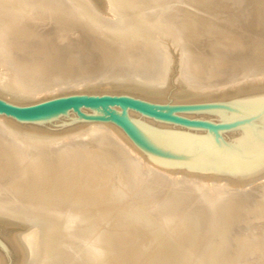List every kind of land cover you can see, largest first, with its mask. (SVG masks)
Returning a JSON list of instances; mask_svg holds the SVG:
<instances>
[{
    "label": "bare ground",
    "instance_id": "bare-ground-1",
    "mask_svg": "<svg viewBox=\"0 0 264 264\" xmlns=\"http://www.w3.org/2000/svg\"><path fill=\"white\" fill-rule=\"evenodd\" d=\"M101 1H103L104 7L106 11L108 12L107 14H105L104 12L103 13L97 12L92 2H90V0H0V71H1L0 72V97L6 99L9 102L16 103V104H22V105L34 102L37 99L43 100V98L45 97L47 99V96L49 94H52L53 92H58L59 90H62L64 88L61 86V84L58 85L59 81L58 82H56L57 80L54 81L56 79L54 77L58 76L59 78L60 75L69 76L70 72L71 73L74 72V70L68 71L66 69L67 71L66 70L63 71L61 68H60L61 70L58 68L59 67L58 65L63 64V62L64 63L67 61L75 62V58L71 57L67 59L66 57H64L63 55L65 53L63 54L62 51L67 50L64 47V44H61L59 42L60 40L57 38L56 35L51 36L50 33L48 32L40 33L37 36L36 42L38 39L40 40L42 38V40L45 41L47 45V47H45L47 48V50H45V52H42L44 53V56L38 58L36 61L28 59L26 58V56L24 58L18 57V52L15 50L16 35L14 36V34L22 33L31 21L35 19H39V17H41V19L57 18L63 22L65 21L66 18H64V16H62L60 12L56 11L57 14L56 12L55 14L58 16H55L54 14L55 9H53L51 4L62 5V6L65 5V7L66 6L69 7L70 9H68V11L71 10V14H74L75 17L81 23L90 26L91 29L94 30L93 34L96 40L97 39L102 40L104 43V45L102 44L103 46L101 45V47L99 45L102 42H100V44L99 42L94 44L96 49L98 48V52L100 51L99 53L101 54V56L106 55L105 56L106 58L107 57L115 58L114 63L117 64L119 62V60L117 59L119 54H115V53L122 52L123 54L122 57L121 56L118 57V58H123V60L121 61V66H123L122 67L123 69L120 68L121 69L120 71L122 72H119L118 69L117 71L116 70L113 71L114 73L117 72V75L119 76L116 77V76H113L114 73L113 74L109 73L108 75L111 74L115 78L108 80V81H104V82L101 80L102 82L100 81L99 83L93 82V81H85V82L83 81L81 83H78L76 87L72 86L71 88L72 91L77 89L76 91L79 90L80 92L82 90V92H85V93H90V92L96 93L100 91L99 89L101 90L103 89L110 93V92H115L119 90L122 92H126L128 94L138 95L140 97H144L148 99H158L159 100L162 98V96L163 97L165 96L164 94L167 91L168 87L166 86V83H167V78L170 72L171 61L173 58L172 53L176 51L180 59V72L181 73L179 75V78H177L179 80V88L177 89L176 87L177 91L174 94L175 96L174 98L179 101H187L189 99L197 98L201 95L214 93V89L207 90V88L209 87H200L197 83H194L192 81L193 80L192 77L194 76L199 79L203 78L205 80H212V79L216 80V78L219 75V70H218L219 67H216L214 65L217 64L218 62L214 63V65L213 64L208 65L209 63L208 61H211V57L213 58L212 60L214 61L216 59L215 57L216 55L217 57H220L221 55H223L220 52H224V54H226L227 52L225 51V49H227L228 51V47H231V46L234 48L235 47L241 48L240 57H243V59L245 60L256 59L261 53L260 47L262 45L261 43L263 41L262 38L264 37V34L261 33L262 35L261 36L258 32H264V0H222L221 1L222 6H220L219 13L221 12L226 13V16L222 17V16H218V14L215 16L218 17L217 18L218 21L221 22L223 26L226 28L219 29L216 27L213 21L211 24L209 21L207 22L209 18H206L205 20L207 23L210 24L209 26H207V29H206L208 40L212 41L210 43L212 44L214 43L216 45L215 46L213 44L214 45L213 47L210 46L211 50L208 49L207 47H204L203 44L200 43L201 41L197 39L199 31L201 29L200 27H197L198 26L197 22L200 24V20L198 18L202 14L199 16L198 13H195L189 10V6L193 7L195 5V8H196V5L199 4L198 2L199 0H101ZM206 3L208 4L209 2H206ZM203 5L205 6V4ZM203 5H201V7ZM210 5H213V4H210ZM205 7L202 9L205 10L207 8ZM208 7H209L208 9H210V7L212 6H209L208 4ZM206 12H207V9H206ZM211 12L213 13V11ZM243 22L246 23L245 26L243 25ZM11 33H13V35ZM247 33L251 35H248ZM9 34H11L12 36ZM55 46H57L58 51L55 52L57 53L56 56H52L54 51L53 53H51L52 55L49 53L50 51L53 50V47ZM30 49H31V46H30ZM31 50H34V49L32 48ZM39 51L33 52L34 58H37V55L41 54V52ZM213 52L214 53L216 52L215 56H213L214 54ZM95 57L100 58V56H95ZM206 60L208 63L206 62ZM216 61H219V60L217 59ZM54 62H56L57 64ZM52 63H54L55 65ZM205 63L207 64L205 65ZM64 67L65 66H63V68ZM254 69L256 68L250 69L249 72H247L245 69L240 70L238 72V75H236L237 79L239 81H242L243 79L248 78L247 80L249 82H263L264 81V69H262V71L253 72ZM171 70H172V66H171ZM110 78L111 76L109 77V79ZM86 79H88V77ZM66 88H68V86ZM69 93H73V92L70 91ZM58 95L59 94L57 93V96ZM54 96H55V93H54ZM48 98H51V97H48ZM0 127L2 129H6L7 131H9L11 134L14 135V137L20 136L22 132H25L26 130H30L33 133L37 132V129H35V127L34 128L31 127L30 129L23 128L21 125H18L12 120L7 119L3 116H0ZM81 136L82 137L80 136L79 137L84 138L83 139L84 141L82 144H85V147L91 142L95 143V146L93 148L94 150H92L91 148H89V150L87 149L88 152L91 154L90 156L88 154L89 156L88 159L91 158V161L94 157L106 158L107 161L111 165H113V163H116V161L118 162V158L122 154L125 153L126 156H127L126 153L130 154L131 157H129L127 161L133 160L136 163L138 162V164H140L138 168L139 169L143 168L145 172V176L147 177L148 180L146 178L145 179L149 182V183L147 182L145 183L146 186H150L147 184H152V187L154 185L153 187L154 189L155 188L156 190L159 189L158 191L160 192L164 191L163 193H165V197H164L165 199L161 201L160 203V206L162 208L174 207L175 201L177 203L178 201L180 202L178 203V206L182 202L186 203L189 200V199L187 200V198H184V195L186 194L187 195L185 197H189L191 199L190 201L194 200L196 202L195 205H197V208H196L195 215L199 216V219H200L199 224L200 226H202L203 228L202 230L204 231H202L201 228H199L200 231L203 232V235L202 237L200 236L199 238L198 235L201 234V232L200 233L196 232V234L197 233L199 234H197V239L195 240L192 239L193 234H195V233H192V231L194 232V225H192V223H189L188 220L183 218L185 216L183 215L180 216L178 215L177 212H170L169 216L166 217L163 220V222H161L162 223L161 225L160 223L156 221V216L153 215L155 214L154 211H153V214H151V212H149V214L144 212V210L140 206L141 204L140 201H138L140 204L138 202L136 203L139 204L142 211L138 209L139 208L138 206L136 210L134 209V207L136 206L134 207L130 206L135 211L128 210L130 215L128 213L127 214L133 217L134 219H136V222L145 220L143 221L144 224H151V223L153 224V225L151 224L152 226L149 229H151L150 234L152 235L150 236L154 240H151V239L150 240L155 242L154 249L157 248V250H156V253H152L151 256L146 257V259H144L143 262L140 261L141 263L155 262L153 260L154 257L160 256V258L163 259L164 262H166L167 260L169 262L172 261L171 264H230V260L228 259V249L226 250L225 248L226 245H223L222 244L223 242L220 243L219 241L221 240L219 239L220 236L219 238L216 237V239L217 238L219 239L218 241H219V244L221 245H217L218 243L217 244L215 243L213 246H211V242H213L212 241L213 236L217 234L216 232L218 231L217 230L218 228L219 230H221V232L222 231L224 232V230L220 229V226L218 227V225H222V221H224V219L226 220V218L228 219L229 217L228 215L232 214V210L234 206L244 204L245 207L246 205L248 206V210L251 211L252 216L255 218V220L259 222L257 224L263 225L262 226L263 228L261 226L260 228L259 227L256 228L257 225L256 226L254 225L255 226L253 227L254 231L256 230L257 232L260 233L259 236H257V238H255V236L250 237L248 235H245L242 238H240L241 247L236 248L235 250L234 263L235 264H256V261L254 263L250 262L248 259H245V256H246V252L248 251L247 247L252 248V249H249L252 251L253 249L258 248V246L264 248V245H261V246L257 245L255 248L253 247L254 245H256V243H258V241L256 242L257 239L260 241L261 244L264 242V182L263 181L260 182V180L264 178V173L234 177V176H226V175L192 171V170H187L183 168H178L174 166L152 162L148 158V156L142 150H140L132 141L131 142L134 145H131V143L129 142L130 139L127 137L129 139L128 140L125 134L117 130L116 127L114 128L113 126H110V125L93 124L91 126H88L86 129H84V131L82 130ZM80 138L78 141L79 143L81 141ZM20 140L21 139H18L15 141L17 143L16 145H14L15 147L13 148L16 149V151L20 153L19 154L17 152L19 156L18 158L21 157L25 159V161L26 160L31 161V164H29L31 165L30 168L27 166V168L29 169L26 170L23 166L21 169L22 173H20L22 174L21 177L27 176V175L28 176L25 178L23 177L22 180L18 184L7 185L3 187L2 184L0 183V190L3 192L4 191L7 192L6 190H8L9 195H10V192L16 191V193H18L17 192L18 189L23 188V186H28V187H31L33 191V196L25 197L26 195L24 193H22L25 195L24 197L20 195L21 199L24 198V201L28 202L27 203L28 206L30 203H34V205L36 204L39 205L38 204L39 201H41L40 203L42 206V202L45 201L46 206L45 207L43 206V209L39 206L38 207L32 206L33 209L38 210V211L33 210L34 211L33 214H35V216L37 215L38 217H40V219L38 220L37 216L35 217L38 222L36 226L37 230H33L32 234L30 235L32 238H28L29 240L26 239L28 243L25 244V246L23 247L24 250H26L25 264H61L60 263L61 257L63 258L65 255L67 256L66 253L71 248V246L69 248L67 244L68 246V250H67V247L65 246L66 240L63 238L65 236H68V239L69 238L72 239V240L69 239V241L70 242L73 241V238H74L73 236H75V233L73 232L77 228L76 227L74 229L73 226L75 223L79 224L80 221L83 219L82 218L83 216H79L80 214L75 213L76 210L73 211L72 209L69 208V206H72V207L76 206L75 203H73L75 202L74 200L76 199L72 198L73 202H70L67 200L70 196H72L73 192L77 193V196L78 197L80 196L82 199H85L86 197L89 196V195L85 196L86 193L88 192L84 191V189L80 187L79 188L72 187L71 182L69 181L67 182L65 178V172H67V169H68L65 167V163L69 162L70 155L72 154L75 155L77 153L79 154L81 150L77 151L78 148L77 149L68 148L62 151L61 150L57 151L56 148H54L55 145L54 147L48 146L47 148H45L43 145H42L43 147L41 146L39 147L38 145L40 143H35L29 146L28 145L25 146L26 142L23 144V142ZM27 143L31 144L30 141ZM10 144L6 146H9V148H12ZM67 144H70V143L67 142ZM56 146H58L59 148V145H56ZM79 147H80L79 149H81V147L83 146H80L79 144ZM83 151L85 152V150ZM11 153L9 152V154ZM84 155H87V154H84ZM124 156L121 158L124 159ZM120 161L122 162V159ZM85 164L86 163H84V165ZM122 164L124 163L122 162ZM125 164L126 166L128 165V167L131 169V173L130 171L129 173L132 175L133 169H135L136 166L134 165L135 166L134 168L132 167V163L129 164L128 162ZM24 165L26 167L27 164H24ZM116 166L117 168H119L118 167L119 164ZM128 167H127V170H129ZM90 168L91 167H89V170ZM121 168L122 167H120V169ZM138 168H137L136 173L134 174H137ZM77 169L75 171V168H73L75 172H77ZM115 170L117 169L115 168ZM92 171L90 175L94 176L93 175L94 173H92ZM72 173L74 172L72 171ZM75 174H72V175H75ZM95 174H96L95 175L96 177L101 175L100 173L97 174V172ZM130 174H128V176ZM88 175H89V172H88ZM122 175L124 176L123 173ZM77 177L78 176H76V178ZM99 179H102V177L101 178L99 177ZM25 180H28V183L25 182ZM135 180L136 179H134L133 181ZM38 182L40 183V185ZM129 184H133V183L130 182ZM133 185L136 187L140 186L137 184L136 185L133 184ZM82 186L86 188L85 185H82ZM134 186L133 188H136ZM152 187H150V189L148 190H152L151 189ZM172 188H174L173 191L171 190ZM27 189L28 188H26L25 191ZM122 189L124 190V188ZM44 190L46 191V198L45 197L41 198L45 196V195H40V193L43 192ZM140 190H141V187H140ZM169 190L172 192H169ZM29 192L31 193V190ZM29 192L28 194L27 193L26 194L29 195L30 194ZM71 192H72L71 195L69 194L67 195V193H71ZM126 192L127 191H125V193ZM143 192L144 193L142 194L144 195L147 193L146 191H143ZM153 192L155 193L154 190ZM134 193L133 195H136ZM137 193H138L137 195H139V192ZM151 193H148V194L150 195ZM1 194H0V211L1 212L5 213L7 211V213L10 212L9 214H12L10 210L16 211V210H20L21 208L26 209V207H24V202H20L17 200L18 201L17 203L16 201L14 202L12 200V202H14L12 203L11 201L4 200L3 198L4 196H1ZM6 194L8 195V193ZM75 195H73L72 197H74ZM151 195L154 196L153 194ZM190 195H193V196H190ZM15 196L17 197V194ZM150 196H146V198ZM161 196H160V199H161ZM135 197H138V196H135ZM146 198H142L144 199L143 201L145 202L146 200L148 201V198L147 199ZM38 199L39 201L37 202ZM117 199L120 200L121 198H117ZM149 199H151V197ZM184 199L187 201L184 202L185 201ZM46 200H48L49 202H46ZM132 200L134 201V198ZM82 201L84 202V200ZM82 201L79 202L78 200V203H81V205L84 206L86 203L84 202L85 204H82ZM46 203H48V205ZM101 203L102 201L100 202V204ZM130 203L132 205V203L134 202L131 201ZM146 204L149 205V202L148 203L146 202ZM129 205H128V208L130 209ZM184 205H182L181 207L179 206L177 208H181V209L185 208L186 206ZM25 206H27L26 203H25ZM78 206H77V209L78 208L80 209V207ZM149 206H151V204ZM32 207L30 206L29 208L31 209ZM84 207L83 209L85 210ZM145 207L147 208V206ZM58 208L59 209L61 208V209L56 210ZM128 208L126 207V209ZM24 209L22 211H24ZM153 210H155V208H153ZM28 212L29 211H25V213L29 215V213L31 212L29 213ZM77 212L79 211L77 210ZM7 213L5 215H7ZM19 213L20 211H16L13 214H16L19 216ZM32 215L31 217H33ZM195 215L193 214V216L192 215L191 216L194 218ZM21 216L23 218L25 217V214H21ZM9 217L10 216H8V218ZM19 217L18 219H21ZM187 217L188 216H186V218ZM35 218L33 217V219L30 221L32 222ZM193 218H191L190 220H192ZM28 220L29 219H27V221ZM98 220H102V218L101 219L99 218ZM194 220L195 218L193 219V222ZM156 222L159 226L156 224ZM84 223L86 224L87 222L83 221V225H85ZM135 224L136 223L134 222V225ZM131 225L130 226L128 225V227L132 229ZM195 225L197 224L195 223ZM85 227L88 228V226H85ZM124 227L128 228L127 226H124ZM78 228L76 229L77 231H78ZM81 228L79 229L81 230ZM163 228H165L166 230ZM142 231H140V233H142ZM88 233H90L89 230H88ZM124 233H126V231ZM80 234L81 236L78 235L79 238L85 236L83 232ZM123 235L122 237H125V235L124 236ZM133 235L139 238L142 237L141 235L136 236V233ZM143 235L146 236L145 234ZM221 235L223 234L221 233ZM75 237L77 238V236ZM86 237L88 238V236ZM118 238L120 239V237ZM142 239H144V237ZM77 240L79 241V239ZM252 240L256 242L254 245L251 243L253 242ZM223 241L225 243V240ZM112 242L114 245V240ZM29 244H30V247H29ZM87 244L88 242L86 243V245ZM79 245H81V243ZM115 245H117V243H115ZM119 245L120 244H118L117 246L119 247ZM95 246H97V249L99 250L100 245L96 243ZM101 246H100L101 250L97 252L101 253L102 251L105 258L108 257V255L106 254L105 251H103V248ZM118 247H116V249L119 250ZM87 248L88 247H86V249ZM19 249L20 251H22L21 248ZM84 251L86 250L83 249L82 252ZM249 252L250 251L247 252V256ZM254 252H256V250H254ZM252 253L250 254V256H253ZM261 254H263V252H261ZM72 255H73V252H72ZM80 257L82 256H79V259ZM124 258H126V261L122 263L121 260ZM256 258L258 259V257ZM66 259L65 261H67ZM114 259H116V256L114 257ZM61 260L62 262L64 261L63 259ZM64 262L63 264H65ZM260 262H263V261H260ZM69 263H70V260H69ZM114 263L115 264H132L133 260H131L129 256H127V254L124 252V249H123V251L120 250L119 254L117 253V259L116 261L114 260ZM73 264H75V262ZM79 264H81L80 261H79Z\"/></svg>",
    "mask_w": 264,
    "mask_h": 264
},
{
    "label": "rangeland",
    "instance_id": "rangeland-1",
    "mask_svg": "<svg viewBox=\"0 0 264 264\" xmlns=\"http://www.w3.org/2000/svg\"><path fill=\"white\" fill-rule=\"evenodd\" d=\"M221 1L222 0H206V2H209L208 3L209 6H212V7H210V9H208L209 7H208V4L205 2V0H199L198 1L199 4L196 5V8H195V5L193 7L189 6V10L190 11L198 13L199 16L202 14L198 18L200 20V24L197 22V24H198L197 27L201 28V29L199 28L201 32L199 31L197 39L199 41H201L200 43L203 44L204 47H207L210 50H211V47H213L215 44L213 43L214 44L213 45L212 43H210L212 41L208 40L207 32H206L207 26H209L212 23V21H213L217 28H219V29L226 28V27L223 26V24L221 22L218 21V19H217L218 17L215 16L217 14H218V16H222V17L226 16V13H222V12L219 13L220 6H222L221 5L222 4ZM90 2H92L93 6H94V8H95V10L97 12H100V13L104 12L105 14L108 13L106 11L105 7H104L103 1H101V0H90ZM203 4H205V6L207 5L206 6L207 8ZM210 4H213V5L215 4V5L213 6V5H210ZM201 5H203V6L201 7ZM51 6L53 7V9H55V11L53 10L54 14H55L56 11H58V12H60L62 14V16H64V18H66L64 22L59 20V19H57V18H50V19L49 18H47V19L43 18V19H41V17H39V19H35V20L31 21L29 23V25L24 29V31L22 33L14 34V36L16 35L15 50L18 52V57H23L24 58L26 56V58L36 61L38 58L44 56V53H42V52H45V50H47V48H45V47H47V45H46L45 41L42 40L41 37H40L41 39L40 40L38 39L37 42H36V39H37L38 34L48 32V33H50L51 36L56 35L57 38L60 40L59 42L61 44H64V47L67 49V50L65 49L66 51H62L63 54L65 53L63 55L64 57H66L67 59L71 58V57L75 58V62H68L67 61V62H65L66 64L63 62V64H59L58 65L59 66L58 68L59 69L61 68L63 71L67 69L68 71L74 70V72H72L73 74L70 72L69 76L68 75H65V76L64 75H62V76L60 75L59 78H58V76L54 77V78H56L54 81H56V80H57L56 82L59 81L60 83L58 82V85L61 84V86L64 87V88L62 90H59L58 92H53L52 94H49L47 96V99H48V97L52 98V97L57 96V93L59 94L58 96L65 95V94H70L69 93L70 91L73 92V93H75V92L76 93H81L82 90H81V92L79 90H78L79 92L76 91L77 89L76 90L73 89L74 91H72L71 88H72V86L76 87V85L78 83H81L83 81L84 82L85 81H93V82L99 83L101 80L104 82V81H108V80L114 79L115 77H113V76H116V77L119 76V75H117L116 71L118 69L119 72H122V71H120L121 70L120 68L123 67V66H121V61L123 60V58H118L119 56H121V57L123 56L122 52L115 53V54H119V56L117 57L119 62L117 64L114 63L115 62V58H112V57L111 58H109V57L106 58L105 57L106 55H104V56L102 55L101 56V54L99 53L100 51L98 52V48L96 49L94 44L98 43V42L100 44V42H102L99 45L101 47V45L102 44L104 45V43H103L102 40H99V39L96 40V38H95V36L93 34L94 30L91 29L90 26L81 23L75 17L74 14H71V10L68 11V9H70L69 7H67V6L65 7V5L62 6V5H55V4H51ZM199 7H201V8H199ZM204 7L207 9V12H206V9L205 10L202 9ZM190 8H192L193 10L190 9ZM211 11H213V13ZM209 13H210V15H209ZM56 14H57V12H56ZM56 14H55V16H58ZM206 18H209V20H207V22L209 21L210 24L205 21ZM199 20H197V21H199ZM243 25L245 26L246 23L243 22ZM258 33L260 35H261V33L264 34V32H258ZM11 34L13 35V33H11ZM11 34H9V35H11ZM248 35H251V34H248ZM262 40H263L262 43H261L262 45L260 47L261 48L260 49L261 53L259 54V56L256 59H253V60H245V59H243V57H240L241 48H238V47H235V48L232 47V46L228 47V51H227V49H225V51L227 52L226 54H224V52H220V53H222L224 55V57H223V55H221L222 58H221V56L217 57L216 52L215 53L213 52L214 53L213 56L216 55L215 56L216 59L213 61L212 60L213 58L211 57V61H208L209 62L208 63L207 60H206V62L208 63V65H210V64L214 65V63L218 62L217 64L214 65L216 67H219V69L217 68L219 70V75L216 78V80L215 79H212L213 81L212 80H205L203 78H201L202 79L201 80V79H199V78L194 76V77H192L193 78L192 81L194 83H197L200 87H209V88H207V90L214 89V93L201 95V96H199L197 98L189 99L187 101H179V100H176L174 98L175 97L174 94L177 91V89L179 88V80L177 78H179V75L181 73L180 72V59L178 57L177 52L174 51V50H173L174 51L173 53L171 51L173 58H172V61H171L170 72H169V75H168V78H167V83H166V86L168 88H167L166 93L164 94L165 95L164 97L162 96V98L159 99V100L158 99H148V98L140 97L138 95L128 94L126 92H122V91H119V90H117L115 92H110V93L128 94V95H131V96H134V97H137V98H140V99H144V100H147V101H151V102L184 103V104L192 103V102H198V101H203V100H208V99H213V98H219V97H224V96H231V95H239V94L254 93V92L264 93V89H262V88H264V86H263L264 85V81L263 82H249L247 80L248 78L247 79H243L242 81H239L237 79V76H236V75H238V72L240 70H242V69H245L247 72H249L250 69H252V68H256V69L253 70V72L254 71H262V69H264V37L262 38ZM33 42H35L36 44L33 43ZM30 46H31V49L33 48L34 50H31ZM37 51L41 52V54H38L37 58H34V56H33L34 53L33 52H37ZM53 51H54V53H53ZM57 51H58L57 46H55V47H53V50L50 51L49 54L53 53V55L52 54L51 55L52 56H56L57 53H55V52H57ZM174 53H175V55H174ZM95 56H100V58L95 57ZM217 59L219 61H216ZM60 61H62V60H60ZM54 63H56V62H54ZM54 63H52V64H54ZM207 63H205V65ZM63 66H65V67L63 68ZM171 66H172V70H171ZM114 70H116L115 71L116 73L113 72ZM109 73H111V74L114 73L115 75L114 74H113V76L111 74L108 75ZM221 73H222V75H221ZM107 75H108V77H107ZM92 76H93V78H92ZM110 76H111V78L109 79ZM85 77L86 78L88 77V79H86ZM199 80H201V81H199ZM67 86H68V88H66ZM69 87H70V89H69ZM176 87H177V89H176ZM99 90H100V91H98L99 93L98 92H96V93L95 92H90V93H94V94L109 93L108 91L103 90V89L102 90L99 89ZM54 93H55V96H54ZM83 93H85V92H83ZM45 99H46V97L43 98V100H45ZM39 101H42V100L41 99L40 100L37 99L36 101L28 103V104L36 103V102H39ZM16 124L21 125L23 128H28V129H30L31 127L32 128L35 127V129H37V132L33 133L30 130H26L25 132H22L21 135L19 134L20 136L14 137V135L11 134L9 131H7L6 129H2L0 127V167H1L0 168V183L2 184L3 187H5L7 185L18 184L22 180L23 177L25 178V177L28 176L26 174L27 176H22L21 177L22 174H20V173H22L21 169H22L23 166H24V168L26 170L30 168L31 165H29V164H31V161L30 160H26L25 161V159H23L21 157H20L21 159L18 158L19 157L18 156L19 152L16 151V149L13 148V147H15L14 145H16V143H17L15 141L18 140V139H21L20 141H22L23 144L26 142L25 146H27V145L29 146V145H32V144H35V143H40L38 146L39 147L40 146L41 147L44 146L45 148H47L48 146L54 147V145H55L54 148H56L57 151H59V150L62 151V150L68 149V148L69 149H77L78 148L77 151L81 150V152L79 154L77 153L75 155L74 154L70 155L69 162L65 163V167L68 168L67 172H65V178H66L67 182L68 181L71 182L72 187H74V188L75 187L76 188L80 187V188L84 189V191L88 192V193H86L85 196H88V195L89 196L86 197L85 199H82L80 196L78 197L77 193H75V192H73V194H72V192L71 193H67V195L68 194L69 195L72 194V196L76 194L74 197L70 196L67 201L73 202L72 198L76 199V200H74L75 202H73V203H75L76 206L75 207L69 206V208L72 209L73 211L76 210L75 213L80 214L79 216H83L82 217L83 219L80 221V223H82V224H80L78 222L79 224L75 223L74 226H73L74 229L76 227L77 228L78 227L79 228L82 227L81 230L78 228V231H80V232H78L76 230L77 228L73 232V233H75V236H77V238L75 236H73L74 238H73V241H71V242L69 241L70 238L68 239V236H65L63 238V239L66 240L65 246L67 247V250H68V246H69V248L71 246V248L69 249L71 251L68 250V252H67V250H66L67 256L66 255L64 256L67 259L64 258V257L63 258L61 257V259H63L64 261H65V259L68 261V263H67V261H65V262L63 261L65 264H70V263L73 264L74 262H75V264H79V261L81 262V264H91V263H93V264H115L114 260L116 261V259H117V253L119 254L120 250L123 251V249H124V252L127 254V256H129V258L131 260H133L132 264H138V263L140 264L141 262H143L144 259H146V257L151 256L152 253H156L157 248L154 249L155 248V244H154L155 242L151 241V240H154V239L151 238V236H152L150 234L151 229H149V228H151V226L153 224L152 223H151L152 225L151 224H144L143 221H145V220L140 221V222L139 221L136 222V219H134L133 217L129 216L130 214H129L128 210L135 211L138 207H139L138 209H140V210H141V207H142L144 212H146L147 214H149V212H151V214H153V211H154L155 214H153V215L156 216V221L158 223H160L161 225H162L161 222H163V220L166 217L169 216L170 212H177L178 215L185 216L183 218H185L186 220L189 221V223H192V225H194V232L192 231V233H195V234H193V237H192L193 240L197 239V234H199L201 232L199 228H201V230L203 229L202 226H200V224H199V222H200L199 216L195 215L196 214V208H197V205H195L196 202L194 200L190 201L191 199L189 197H185L187 194L184 195V198H187V200L189 199L188 201H190V202H188L187 200L184 199L185 200L184 202H186V201L187 202L186 203L182 202L183 204L182 203L179 204L180 207L185 204L184 205V206H186L185 208H182V209L181 208H177V207H179L178 206V203H180L179 201H178V203L175 201V204L177 203L176 205L174 204L175 208L174 207H172V208H162L160 206L161 201H163L165 199L164 198L165 197V193H163L164 191L160 192V191H158L159 189L158 190H156V188L154 189L153 188L154 185L152 187V184H147V185H150V186H146L145 183L146 182L149 183V182L147 181L148 179L145 176V172H144L143 168H140V169L138 168V166H140V164H138V162L136 163L133 160L127 161L128 158L131 157L130 154L126 153L128 157L125 155V153L122 154L123 156L125 155L124 156L125 160L123 158H121V157H123L122 155L118 158V162L122 159V162L124 164H122L121 161L119 163L116 161V163H113V165H111L107 161L106 158L94 157L93 158L94 160L92 159V161H91V158H89L90 160L88 159V157L91 155L88 152V150H89V148L94 150L93 148L95 146V143L91 142L90 144L86 145V147H85V144H82L83 141H84L83 140L84 138H80V137H82L81 136L82 130L84 131V129H86L88 126H91L93 124H105V125L113 126L114 128L116 127L117 130H119L120 132L125 134L123 132V130L121 128H119L117 125H115V124H113L111 122L94 121V120L93 121L84 120V121L72 122V123H67V124H56V125H45V126H41V125H27V124L24 125V124H19V123H16ZM125 136H126V134H125ZM78 137L81 139L80 143L78 142L79 141ZM126 138H127V136H126ZM13 139H15V140H13ZM29 141H30L31 144L27 143ZM67 142H69L70 144H67ZM129 142L131 143V145H134L130 140H129ZM55 143H57V144H55ZM9 144H10V146H12L13 150H12V148H9V146H6V145H9ZM49 144H51V145H49ZM79 144H80V146H83V147H81V149H79L80 148ZM56 145H59V148ZM82 148H83V150H85L86 153L82 150ZM9 152L10 153L13 152V153L9 154ZM84 154H87V155H84ZM88 154H89V156H88ZM126 157H127V159H126ZM84 159H86V160H84ZM127 162L129 164L132 163V167H134V168L136 166V168H135L136 170L133 169L132 175L130 174L131 173V169L128 167V165L126 166V164H125ZM84 163H86V164L84 165ZM117 163L119 164V166H118L119 168H117V166H116V165H118ZM120 163H121L122 166L120 165ZM24 164H27L26 167H25ZM90 165H92V166H90ZM27 166L29 168H27ZM72 167L75 168V171L78 168L77 172H75ZM89 167H91L92 169L90 168V170H89ZM120 167H122V168L120 169ZM127 167H128L129 170H127ZM96 168H97V170H96ZM115 168L117 170H115ZM137 168H138V172H137V174H134V173H136ZM86 169L89 170V171H87ZM92 170H94L95 172L92 171ZM119 170H121V171H119ZM142 170H143V172H142ZM72 171L74 173H72ZM91 171H92V173H94L93 174L94 176L90 175ZM129 171H130V173H129ZM139 171H141V172H139ZM88 172H89V175H88ZM96 172H97V174L100 173L101 175L96 177L95 176ZM75 173L76 174L79 173V174L76 175ZM122 173L124 174V176L122 175ZM125 173H127V174H125ZM138 173L139 174L142 173V174H140L141 177L139 176ZM72 174H75L78 177L76 178V176L72 175ZM128 174H130V175L128 176ZM142 175H144V176H142ZM73 176H75V177H73ZM93 177H95V178H93ZM99 177L100 178L102 177L103 180L99 179ZM127 178H129L130 180L127 179ZM134 179H136L138 182L135 180L136 181V183H135V181H133ZM140 179H142L144 181H142ZM262 181L264 182V178H262L260 180V182H262ZM25 182L28 183V180H25ZM130 182L135 184V185L137 184V185H140V186L136 187L133 184H129ZM139 182L142 185H144L146 188L144 186H142ZM81 184L85 185L86 188L84 186H82ZM39 185H40V183H39ZM123 185H125V186H123ZM41 186H43V185H41ZM87 186H89V187H87ZM133 186L136 187V188H133ZM140 187H141V190H140ZM150 187H152L151 188L152 190H148V189H150ZM24 188L25 189L28 188L27 189L28 191L26 190L27 191L26 192ZM122 188H124V190ZM21 189H23V190H21ZM21 189H18V191H17L18 193L21 191L19 194L16 193V191H15V192H10V195H9L8 190H6L7 192H5V191L3 192V191L0 190V194L2 193L1 196H4L3 197L4 200L11 201V202L13 200L14 202L16 201L17 203H18V201L24 202V207H26V209L28 208L27 210L23 208L24 211H22L23 210L22 208H21L22 210L21 209L20 210H16V211H20L21 214H25L26 219H25V217L22 218V216H24V215L21 216L20 213H19L20 217L18 215H16V214H13V213L16 212L15 210H13L15 212L10 210L12 212V214H9L10 212L7 213V211L5 213L0 211L1 212L0 216L3 214L4 216L3 215L2 216L5 218L4 219L2 216L0 217V241L4 243V246H5L6 250H7V252H6L2 248H0V264H22V263L25 264V259H26L25 253H26V250H24L23 247L25 246V244L28 243V241L26 239L32 238L30 235L32 234L33 230H37V227H36L37 224H38L37 219L38 220L40 219V217H38L37 215H36L37 219L35 218L36 216L33 213H34V211H38V210L37 209H33L32 206H34V207H36V206L38 207L39 206L42 209H43V206L44 207L46 206L45 205V201L42 202V206H41V203H40L41 201H39V199L37 200V202L39 201L38 202L39 205H37V204L34 205V203H30L29 202L30 204L28 206V204H27L28 202L27 201L25 202L24 198L21 199L20 195L23 196V197L25 195H26L25 197H28V196L30 197V196H33V191L31 189V187H28V186H23V188H21ZM87 189H89V190H87ZM173 189L174 188H172L171 190L173 191ZM30 190H31V193L29 192ZM133 190L135 191V193H134ZM142 190L146 191L147 193L146 192L145 193L147 195L146 194L145 195L142 194V193H144ZM153 190L155 191V193L153 192ZM44 191L41 192V193L39 192L40 195H45L43 197H41L39 195L41 198H44V197L46 198V191L45 192ZM125 191H127V192L125 193ZM140 191H141V193H140ZM151 191H152V193H151ZM172 191L169 190V192H172ZM28 192L30 193L29 195H27ZM96 192H97V194H96ZM117 192L118 193L120 192L121 194L120 193L118 194ZM137 192H139V195L141 194L142 197H141V195L140 196L137 195L138 194ZM3 193H5V194L8 193V195L7 194L5 195ZM22 193H24L25 195L22 194ZM42 193H44V194H42ZM91 193H92V195H91ZM133 193L136 194V195H133ZM148 193H151L154 196H152L151 194H150L151 195L150 196ZM14 194L15 195L17 194V197ZM160 194L163 195V196H161ZM18 196H19L20 199L18 198ZM100 196H101V198H100ZM113 196H114V198H113ZM135 196H138V197H135ZM146 196H150L151 199H149L150 197H147L148 198V201H147L146 200L147 199ZM160 196H161V199H160ZM190 196H193V195H190ZM257 196H258V194H257ZM162 197H163V199H162ZM117 198H121V199L119 200ZM133 198H134V201L132 200ZM142 198H146L145 199L146 202L147 203L149 202V205L151 204V206L146 204V202L143 201L144 199H142ZM54 199H56V198H54ZM97 199H99V200H97ZM115 199H117V200H115ZM78 200H79V202L84 200V202L86 204L83 201H82V204H85L84 206H86V207L81 205V203H78ZM111 200H112V202H111ZM99 201L100 202L102 201V203L100 204ZM129 201L130 202L132 201L135 204L132 203V205H131V203ZM138 201H140L141 204ZM14 202H12V203H14ZM46 202H49V201L46 200ZM136 202H138L141 207ZM153 202H155V203H153ZM25 203H26V205L28 207L25 206ZM98 203H99V205H98ZM127 203H128V205L130 204L129 207L130 206H133V207L136 206V207H134L135 210L132 207H130V209H129ZM46 204L48 205V203H46ZM142 205H144V206H142ZM30 206L32 207L31 208L32 210L29 208ZM77 206L80 207V209L79 208L77 209ZM145 206H147V208ZM83 207L85 208V210L83 209ZM126 207L128 209H126ZM160 207H161V209H160ZM153 208H155V210H153ZM60 209L58 208L56 210H60ZM166 209H167V211H166ZM77 210L79 212H77ZM21 211L24 212V213H22ZM25 211H29L31 213L28 212L29 213V215H28L27 213H25ZM6 213H7V215H5ZM189 213L192 216H193V214L195 216H197V217L194 216V218H195L194 222L196 220L198 221V222L197 221L195 222L197 225H195V223L193 222L194 218ZM27 215H28V217L29 216L30 217L28 218ZM31 215L35 218L32 222L30 221V220L33 219V217H31ZM8 216H10V217L8 218ZM17 216L19 218H21V219H18ZM102 216H104V217H102ZM186 216H188V217L186 218ZM228 216L230 217V219H229ZM228 216H227L228 219L226 218V220L224 219V221H222V225H218V227L220 226V229L224 230V232L223 231L221 232V230H219V228L217 229L218 231L216 233L218 235L216 234L215 236H213V239H212L213 242H211V246H213L215 243L216 244L218 243L217 245H221V244H219V241H220V243L223 242L222 244L226 245L225 246L226 250L228 249V259L230 260V264H235L234 263V253H235L236 248H240L241 247L240 238H242L245 235H248L250 237L251 236H255V238H257V236H259L260 233L257 232L256 230L254 231L253 227H255L257 225L256 228H258V227L260 228V226L262 227L263 225L257 224L259 222L257 220H255V218L252 216L251 211L248 210V206L246 205V207H245L244 204L243 205L234 206V208L232 210V214L231 215L229 214ZM11 217H13V218H11ZM99 218L100 219L102 218V220H98ZM191 218H193V219L190 220ZM27 219H29V220L27 221ZM228 220H229V222H228ZM83 221L87 222L86 224H88V225H86L85 223H84L85 225H83ZM134 222L136 223L135 225H134ZM157 222H156V224H157ZM131 223H132V225H131ZM127 224L129 226L131 225L133 230L130 227H128ZM85 226H88V228H86ZM124 226H127L128 228H125ZM133 226H135V227H133ZM135 228L136 229L138 228V229L136 230ZM129 229L132 231V233H131V231ZM163 229H165V228H163ZM88 230L91 233V235H90V233H88ZM76 231H77V233H76ZM125 231H126V233H124ZM140 231H142V233H140ZM202 231H204V230H202ZM82 232H83V234L85 236L79 238L78 235L81 236L80 233H82ZM196 232H199V233L196 234ZM28 233H29V235H28ZM135 233H136V236L137 235H139V236L141 235L142 237L141 238L135 237V235H133ZM221 233L223 235H225L226 237L221 235ZM123 234L125 235V237H122ZM143 234H145L147 237L144 236ZM179 234H181V233H179ZM202 235H203V232H201V234H199L198 237L200 238V236L202 237ZM86 236H88V238ZM219 236H220V238H219ZM118 237H120V239ZM143 237H144V239H142ZM194 237H196V238H194ZM216 237H218L221 240H219L218 238L216 239ZM67 239H68V241L70 243L67 241ZM77 239H79V241ZM89 239H90V241H89ZM222 239L225 240V243H224V241ZM70 240H72V239H70ZM113 240H114V245H115V243H117V245L120 244L121 246L120 245H119V247L117 245L114 246L113 242H112ZM116 240H117V242H116ZM121 240H122V242H121ZM145 240H147L148 242L145 241ZM142 241H144V242H142ZM257 241H258V243H256ZM79 242L81 243V245L82 244H84V245H82V246L79 245L80 244ZM87 242H88V244L90 246L88 244L86 245ZM92 242H94V243H92ZM256 242L255 241L251 242L253 245L256 243V245H254V246L251 245V246H253L255 248L257 245H260V246L264 245V242L261 244L258 239L256 240ZM96 243H98V245H100V246L102 245L101 247L103 248V251L106 252L108 257L105 258V256H104L102 251H101V253L97 252V251L101 250V248L99 246V250H98L97 246H95ZM67 244H68V246H67ZM108 246H109V248H108ZM29 247H30V244H29ZM86 247H88V248L86 249ZM116 247H118L119 250L116 249ZM19 248H21L22 251H20ZM80 248H81V250H80ZM120 248H122V249H120ZM261 248L262 247L258 246V248L253 249V251H252V250H249V249H252V248L247 247L248 251H250L248 253V256H250V254L252 252H253L252 253L253 256L248 257L247 256V252L248 251H247L245 259H248L250 262H253V263L256 261V264H264V248H262V249ZM83 249L86 250V251L82 252ZM91 249H93V250H91ZM254 250H256V252L258 250V252L256 253V252H254ZM260 250H261V252H263V254H261ZM72 252H73V255H72ZM22 253H23V255H22ZM97 253H99L101 255H99ZM145 253H147V254H145ZM80 254H82V255H80ZM68 255H69V257H68ZM77 255L82 256V257H80V259H79V256H77ZM74 256H76V257H74ZM115 256H116V259H114ZM142 256H144V257H142ZM256 257H258V259ZM61 259H60V263L63 264ZM81 259H82V261H81ZM69 260H70V263H69ZM83 260H84V262H83ZM153 260L155 262L141 263V264H171L172 263V261L169 262L168 260L166 262H164V260L161 259L160 256L154 257ZM125 261H126V258L121 260L122 263L125 262ZM260 261H263V262H260Z\"/></svg>",
    "mask_w": 264,
    "mask_h": 264
},
{
    "label": "water",
    "instance_id": "water-1",
    "mask_svg": "<svg viewBox=\"0 0 264 264\" xmlns=\"http://www.w3.org/2000/svg\"><path fill=\"white\" fill-rule=\"evenodd\" d=\"M0 116L41 126L111 122L152 162L234 177L264 173L261 92L187 104L116 93H70L25 105L0 97ZM0 248L7 252L1 241Z\"/></svg>",
    "mask_w": 264,
    "mask_h": 264
}]
</instances>
